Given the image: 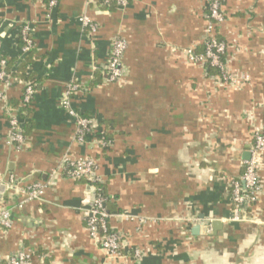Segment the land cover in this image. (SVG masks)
<instances>
[{
  "label": "crops",
  "instance_id": "1",
  "mask_svg": "<svg viewBox=\"0 0 264 264\" xmlns=\"http://www.w3.org/2000/svg\"><path fill=\"white\" fill-rule=\"evenodd\" d=\"M210 1L129 0L119 8L59 0L50 12L48 0H0V61L30 53L19 43L28 24L34 61L27 73L39 79L28 105L22 101L28 81H0V176L13 175L19 189L48 183L41 199L0 189V206L13 221L0 230L1 261L27 248L34 264H264V150L262 192L248 220H231L230 195L250 157L254 128L264 129V0H221L224 20L216 31L227 43L229 70L240 78L230 84L187 52L203 50ZM84 14L99 26L94 35L82 25ZM117 36L127 41L124 75L94 83ZM17 66L5 70L11 75ZM74 81L73 107L98 124L84 143L61 104ZM13 112L25 135L20 148L8 143ZM100 133L113 140L110 148L97 144ZM66 154L96 160L110 228L122 235L120 254L90 235L86 210L96 190L66 175L60 167ZM54 169L60 174L52 177ZM201 217L220 220L222 228L193 235Z\"/></svg>",
  "mask_w": 264,
  "mask_h": 264
},
{
  "label": "built area",
  "instance_id": "2",
  "mask_svg": "<svg viewBox=\"0 0 264 264\" xmlns=\"http://www.w3.org/2000/svg\"><path fill=\"white\" fill-rule=\"evenodd\" d=\"M105 5H112L116 2L119 8H125L129 4V0H103ZM59 0H48V8L50 12L58 6ZM220 0H211L208 4L206 12V26L204 28V51L196 52L189 49L188 55L191 60L207 66L216 67L218 69L217 78L223 84L237 83L240 78L233 74L226 61L228 46L227 43L217 38V26L224 20V14L221 8ZM82 25L89 29L90 34L98 32L99 26L90 16L84 14L82 17ZM30 25L23 26L21 36L25 42L22 48L23 53H27L32 47V38L30 37ZM127 48V41L121 36L112 39L110 56L107 67L105 68L107 81H118L124 75L123 56ZM6 60L0 61V81L6 86L11 84V75L5 70ZM244 79V78H243ZM246 79V78H245ZM79 89L77 82H71L67 87L66 95L61 104L76 119V140L80 143L87 141V137L94 134L98 127L93 117L84 116L77 111L72 104V95ZM35 89L33 84L27 82L23 93V104L28 105L33 99ZM2 97V96H0ZM254 142L249 150L250 157L244 162V171L242 175L231 182L230 195L232 202L233 221H246L250 218V211L254 203L257 201L259 194L262 192V184L260 180V158L264 150V129L256 127L253 130ZM25 140L24 130L21 120L16 112L9 116V135L8 143L20 148ZM97 144L102 148H110L113 140L105 134L100 133L97 136ZM66 175L74 178L86 179L96 190V196L91 207L86 210L87 226L92 238L97 241L105 250L111 254H120L122 250V235L110 228L111 213L106 207L107 197L101 193V188L97 183L102 182L97 173L98 164L92 157L73 158L66 154L62 159L61 166ZM60 169L52 170V177L59 175ZM5 185L7 189L16 190L27 195L30 200L41 199L48 187V183L34 182L19 189L16 186V179L13 175L5 181L0 176V189ZM143 222L145 220H142ZM13 225L11 210L6 206H0V230L2 228H11ZM33 251L27 248L11 254L5 261L0 260V264H34ZM135 255L140 257V252L136 251Z\"/></svg>",
  "mask_w": 264,
  "mask_h": 264
},
{
  "label": "trees",
  "instance_id": "3",
  "mask_svg": "<svg viewBox=\"0 0 264 264\" xmlns=\"http://www.w3.org/2000/svg\"><path fill=\"white\" fill-rule=\"evenodd\" d=\"M217 38L221 39L219 35H217ZM19 43L23 48V46L25 45V42H24L21 35H20ZM32 44H33V42H32ZM32 49H33V45L31 47V49L28 51L30 53L26 56V58H24L22 60H19L17 58H11L10 60H7L5 67L7 70H10L11 68L14 67V65L16 63H18L17 69L11 73V76L12 77L16 76L25 82L28 81L29 83L33 84V86L36 88V84L39 83V79L36 78L34 73H32V72L27 73L28 65L33 63V61H34V58L31 57L32 56L31 55ZM203 51H204V46H203V50L201 52H203ZM201 52H198V53H201ZM207 67H208L209 71L212 72L214 75H218L219 72H218V69L216 67H212V66H207ZM105 75H106V71H101V70L96 71V73L94 75L93 82L94 83H98L99 81L102 82L105 79ZM25 108H28V107H24L23 109H25ZM23 109H21V110H23ZM97 185L101 188V193L104 194L105 196H107L106 190H105V183L99 182V183H97ZM107 203L108 202L106 201V207H107Z\"/></svg>",
  "mask_w": 264,
  "mask_h": 264
},
{
  "label": "water",
  "instance_id": "4",
  "mask_svg": "<svg viewBox=\"0 0 264 264\" xmlns=\"http://www.w3.org/2000/svg\"><path fill=\"white\" fill-rule=\"evenodd\" d=\"M4 189V186H1V190ZM203 218L201 217V220L195 224L192 227V234L193 235H210V234H215L220 228H222V222L220 220H213L212 222H209L207 220H202ZM209 224L212 226V230L209 229Z\"/></svg>",
  "mask_w": 264,
  "mask_h": 264
}]
</instances>
